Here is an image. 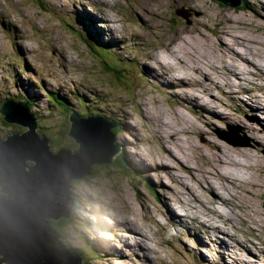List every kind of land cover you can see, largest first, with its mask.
<instances>
[{"label":"rangeland","instance_id":"rangeland-1","mask_svg":"<svg viewBox=\"0 0 264 264\" xmlns=\"http://www.w3.org/2000/svg\"><path fill=\"white\" fill-rule=\"evenodd\" d=\"M194 1V5L186 6L176 0H136V5L143 20L150 19L155 25H159L155 27V32L161 27L163 32H160V36L169 45L179 47V54L182 56L184 52L192 50L186 29L192 30L193 26H197L205 34L199 43L193 45L195 51L201 52L204 49L207 51L204 57L213 62L215 53L228 52V49L221 48L216 43L215 36L210 32L215 27L214 22L219 21L223 25L224 14L241 19L244 22L241 30L264 43V17H257L251 9V3L259 8L258 0H243L244 5L234 8L217 0ZM62 4H66V7L63 8ZM129 4H132L131 0H112L111 3L108 0H0V103L6 98L18 100L16 96L31 102L28 112H32L37 118L34 132L39 137L42 135L47 138L49 148L54 153L61 147L73 150L77 146L67 134L70 111L77 112L81 117H106L118 123L110 131L115 144L120 145L119 153L114 159L111 157V162L95 164L93 172L91 167L89 174L72 182L70 191L75 201L70 217L48 219L50 227L65 249L70 248L79 254L83 264H230L235 252L230 247L220 248L219 240L226 241L229 245L235 243V240L245 244L255 257L249 256L246 250L241 251L240 256H248L251 264H264V251L260 250L261 243H264V228L257 227L251 219L242 220L237 212L244 218L245 215L236 207L225 210L231 222H216L225 231L223 234L205 229L199 224L203 221V225L207 226L211 214L206 212V215L201 214L198 220H194L192 216L198 212L195 209L188 211L196 202L184 189L187 184L197 187L190 173L180 166L205 167L202 158L193 150L189 151V143H205L209 139L204 132L195 130L192 123L174 118L176 110L180 108H171V105L180 100L175 94L183 91L197 93L198 87L193 85L188 89L181 87V84L167 85L151 78L154 71L148 70L144 64H147L152 53L157 50L158 38L152 34L145 40V47L131 39L130 33L140 32L141 29L140 23L129 13L130 9H126ZM178 10L179 13L185 12L187 16L176 13ZM100 17L110 20H102ZM103 21L111 23L106 25ZM250 22L254 25H250ZM108 27L127 39L112 44L109 41L112 30H105ZM173 27L177 28L171 31ZM96 42L101 43L103 48ZM28 44L32 46H26ZM52 44L60 48V54ZM257 48H261L263 52L262 60L258 67L252 64L247 67L248 83H241L240 86L244 84L251 89V93L261 95L264 94V67H261V62H264V47L255 44L253 49ZM246 56L257 61V57ZM207 73L210 77L223 76L220 68L213 69L210 66ZM240 86L233 90H241ZM49 92L55 96L59 105L47 100ZM240 92L232 93L229 88L220 89L211 85L206 94H200L199 107L194 103L190 104L193 114L184 112L195 124L212 132L221 141L242 142L246 143L243 146H253L252 137L245 130L242 118L248 121L257 119L263 126L264 123L256 114L247 111L252 109L250 101H247L248 91ZM212 97L221 104L206 113L202 108L206 103L213 106L210 101ZM259 100L263 101L264 98ZM241 101L248 104L242 107ZM141 102L145 104L148 110L146 115L151 120L173 117L177 122L174 123L176 128L194 130L188 138L185 134H180L185 141L186 152L192 159L177 164L175 179L162 171L149 174L144 166L138 164L137 152L152 157H157L162 152L151 126L149 129L152 135L148 132V122L140 108ZM108 109L111 114L107 112ZM153 112L157 114L154 115ZM214 112L226 115L232 113L236 117L223 120L212 114ZM128 113L138 128L140 135L137 137L129 127L121 123V118ZM28 130V126L7 123L0 116L1 139H6L7 135L13 133L20 135ZM123 139L137 143L134 147L123 146ZM260 142L262 148L257 154L263 155L264 139ZM234 172L236 175L239 173L237 168ZM158 182H162L163 186L158 185ZM86 187L93 198L79 206ZM175 192L187 204L181 206L176 201L173 194ZM120 197L127 202L125 211L127 206L139 203L144 213V233L148 238L144 242H140V239L137 242L150 249L147 254L150 262L141 251L134 252L138 245L128 249V244L134 240L127 231L115 230L118 220L124 222L125 213H118L109 207L121 208ZM163 198H167V202ZM170 205L175 209L173 213L180 219L174 220L172 213H166V210H170ZM164 212L165 215L162 214ZM126 213V217L133 214ZM150 213L165 225V230H161L160 224L150 218ZM236 227L240 230H236ZM134 228L141 231L136 226ZM173 232L176 234L173 235ZM231 233L234 235H230ZM203 241H207L209 245H204ZM98 242L101 243L97 244ZM149 244L154 247H149ZM119 247L126 253L125 257L117 255L109 258ZM235 250L238 251L237 248ZM221 252L224 253V259L221 258Z\"/></svg>","mask_w":264,"mask_h":264},{"label":"bare ground","instance_id":"bare-ground-1","mask_svg":"<svg viewBox=\"0 0 264 264\" xmlns=\"http://www.w3.org/2000/svg\"><path fill=\"white\" fill-rule=\"evenodd\" d=\"M131 1L132 4H129L126 9L127 11L130 9L131 12L129 13H131L135 20L140 23L141 29L140 32H131V39H135L142 47H145V40L148 39L152 34H155L158 38V46L156 48L164 49V52L161 55L163 58H165V63H158L155 69L149 67L148 64H144L147 66L148 70L154 71V74L151 75V78L157 83H163L167 85L181 84V87L188 89L193 87V85L198 87L197 93L193 92L189 94L186 93V91H183L181 94H175V96L180 100L179 102H175L171 105V108H180V110H176L174 118L184 122L192 123L195 130L198 132H204L209 139L205 143H189L191 147L189 151L193 150L194 153H197V155L204 161L206 165L205 167L184 168L183 166H180L183 170H186L190 173L191 179L197 187L193 188L192 185L187 184L184 189V191L191 195L192 199L196 202L195 205L188 208V211L195 209L198 212L193 215L192 218L194 220H198L201 214H211L210 222L207 226L203 225V221H200L199 224L205 227V229L208 228L216 231L219 234H223L225 231H223L216 222H231V218L225 214V210L227 208L236 207L238 211L243 212L245 215L244 218L237 212V215L240 216L242 220L251 219L257 227L264 228V154H257L260 148H262L260 146V141L261 139H264V126L261 125L260 121L257 119L254 121H248L242 118L245 130L252 137V142L254 145L243 146L246 143L227 141L228 143L232 144L229 145L228 143L218 139L212 132L204 130L197 123L195 124L189 115L184 112L187 111L193 114L190 104L194 103L199 107L200 94H206L207 90L210 89V86L214 85L218 86L220 89L222 87L229 88L231 89L232 93H237L239 91L244 92L247 90L249 93L247 101H250V105L252 106V109L247 111L256 114V116L260 117L264 123V100H259L260 98H264V94H253L250 92L251 89L248 86H245L244 84L240 86L241 83H248V79L246 78V75L248 74L247 67L251 64L255 67H258V64L262 60L263 52L261 51V48L253 49V46L255 44H261L262 47H264V43L250 36L249 34H245L241 30V25L244 24L241 19L231 14H224L223 25H221L219 21L214 22L215 27L211 29L210 32L213 36H215L216 43H218L221 48L228 49V52L222 51L221 53H215L213 55L215 62H213L204 57V55L207 53V51L204 49H202L201 52L195 51L193 45L199 43L202 37H205V34L197 26H193L191 27L192 30L186 29V36L189 40L190 49L192 50L189 52H184V56H182L179 54V51L181 50L179 47L169 45L160 36V32H163V29L160 27L159 31L155 32V27H158L159 25H155L150 19H147V21L143 20L141 17V12L136 5V0ZM176 1L186 6H192L195 4L194 0ZM258 2L259 8L255 7L251 3V9L254 13H256L257 17L263 18L264 13L262 11H264V0H258ZM62 7L65 8L66 4H62ZM162 17L164 16L162 15ZM100 18H102V20H110L105 17ZM111 21L103 22L104 24L108 25L111 23ZM201 25L205 27L204 24ZM250 25L254 24L250 22ZM175 28L177 27H173L171 31L175 30ZM105 30H112V36L109 40L112 44H117L127 39L125 36L122 37L117 35L113 28L108 27ZM226 36H229L231 39L227 38ZM52 45L54 46L55 51L60 54V48L55 44ZM235 46L237 47L235 48ZM173 49H175V51H173ZM246 55H249L251 58L257 57V61L250 60ZM204 58H206V60ZM139 62L143 64L142 61ZM209 66L213 69L220 68L222 70L223 76L221 78L218 76L210 77L207 73ZM163 69H165V71ZM238 86L241 87V90H233ZM46 98L47 100L49 99L48 96ZM232 98L237 99L236 97ZM210 101H212L213 106L208 105L209 103H206L204 108H202L206 113H209L211 109L219 107L221 104L219 101L215 100V97H212ZM246 104L248 103L241 101L242 107H244ZM140 108L145 120L148 122L149 134L152 135L149 129V126H151L153 136L161 146L162 163L158 166L156 164V157H152L142 152H137L138 164L144 166L145 171L149 174L153 172L149 171V169L155 168L156 171L154 172L162 171L174 177L175 179L177 176L174 174V171L177 164L179 165L181 161L186 162L192 159V156L186 152L187 148L185 146V141L180 137V134L183 133L188 138L189 136L191 137V134L194 133V130L185 127H182L181 129L176 128L174 123L177 122L173 117H159L156 121H153L146 115L148 110L143 102L140 103ZM107 112L111 114L109 109ZM212 114L218 115L217 117L223 120L234 119L236 117L232 116V113L226 115L214 112ZM121 123L129 127L136 137L140 135L138 128L131 121L129 113L121 118ZM136 143V141L129 142L124 139L121 142L123 146L133 147ZM263 151L264 150H262V152ZM125 153L128 154V152ZM133 168L135 167L133 166ZM235 168H237L239 172L237 175L234 172ZM170 180H172V178H170ZM158 185L163 186V183L158 182ZM173 194L176 197V201L181 206L187 204L183 199L178 197L177 192ZM89 198H93V195H90L86 187V190L83 192V197L81 198L82 202L79 203V206L89 202ZM120 200L122 201L121 208H113L112 206L109 208L116 210L118 213L124 212L126 215V211L129 214L130 212L134 213L133 206H127V210L125 211L124 206L126 207L127 202L122 197H120ZM163 201L167 202V198H163ZM218 206L223 207L220 208ZM142 209H145V201L142 203ZM173 210L175 211L174 207L170 205V210H166V213H172L174 220H176V218L180 219V217L177 216L175 212L173 213ZM125 214L123 217L124 222L122 220H118L115 230L127 231L129 236L134 240L132 243L128 244V249L131 250L133 246L138 245L134 252L141 251L143 256L149 261L147 254L150 249L144 248L142 244L137 242L139 239L140 242L146 241L148 236L144 233V231H137L134 227L138 226L134 222L130 221L128 217L125 216ZM162 214L165 215V212ZM150 218L157 224H160L161 230H165V225L160 223V221L156 218V215L150 213ZM81 219L84 220V218ZM121 221L123 224H121ZM129 229H131V231H129ZM230 235H234V233H231ZM100 243L101 242H98L97 244ZM203 244L209 245L207 241H203ZM261 244L262 247L260 250L264 251V243L262 242ZM218 245L222 249H228L229 246L230 248H233L235 254L230 259V264H251V259L248 256H240V252L243 250H246L249 256L255 257L245 244H242L237 240H235V243L232 245H228L226 241L219 240ZM235 248L238 249L237 252ZM121 249L122 248L120 247L116 249L114 251V255L110 256L109 258L120 255V253L121 256L125 257L126 254ZM221 255V258L224 259L223 252H221Z\"/></svg>","mask_w":264,"mask_h":264},{"label":"water","instance_id":"water-1","mask_svg":"<svg viewBox=\"0 0 264 264\" xmlns=\"http://www.w3.org/2000/svg\"><path fill=\"white\" fill-rule=\"evenodd\" d=\"M217 1L237 7L243 0ZM0 116L29 128L0 138V264H83L78 253L63 247L48 219L69 218L72 182L119 153L110 131L118 123L70 111L67 134L77 146L54 153L47 138L34 132L37 118L28 113L25 100L3 101Z\"/></svg>","mask_w":264,"mask_h":264},{"label":"clouds","instance_id":"clouds-1","mask_svg":"<svg viewBox=\"0 0 264 264\" xmlns=\"http://www.w3.org/2000/svg\"><path fill=\"white\" fill-rule=\"evenodd\" d=\"M65 2H66V0H65ZM108 2L109 3H111L112 2V0H108ZM26 46H28V47H31L32 45L31 44H28V45H26ZM173 51H175V49H173ZM164 52V49H157L156 51H154L153 53H152V57L150 58V60L147 62V64H148V66L149 67H152L153 69H155L156 68V66H157V64L159 63V64H163V63H165V58H163L162 57V53ZM261 67H264V62H261ZM55 97V96H54ZM5 100H8V99H5ZM4 100V101H5ZM14 100V99H13ZM18 100H22V99H18ZM23 100H25L27 103H28V111L30 110V108H29V103H31V102H29L26 98H24ZM3 101H1V103H2ZM1 103H0V105H1ZM29 113V112H28ZM29 114H31L32 116H34V114L31 112V113H29ZM153 114L154 115H156L157 113L156 112H153ZM35 117V116H34ZM3 120V119H2ZM4 121V120H3ZM167 122V121H166ZM8 123V122H7ZM15 124H17V123H15ZM227 137V136H226ZM235 142V141H234ZM59 149V148H58ZM57 149V150H58ZM57 150H55V151H57ZM264 153V152H263ZM150 159H151V157H150ZM162 163V153H161V155H158L157 157H156V164L159 166L160 164ZM149 171H156V169L155 168H152V169H149ZM218 207H220V208H222L223 206H218ZM133 209H134V213L133 214H131V215H129V217H128V219L130 220V221H132V222H134L138 227H139V229L143 232L144 231V226H145V222H144V213L141 211V209H140V205H139V203H133ZM236 230H240L239 229V227H236ZM129 231H131V229H129ZM173 235H175L176 233L175 232H173L172 233ZM151 238V237H150ZM170 238V237H169ZM229 245V244H228ZM232 245V244H231ZM149 247H154V245H152V244H149ZM230 247V246H229ZM122 251H123V249H122ZM124 252V251H123ZM125 253V252H124ZM126 254V253H125ZM120 255H121V253H120Z\"/></svg>","mask_w":264,"mask_h":264},{"label":"trees","instance_id":"trees-1","mask_svg":"<svg viewBox=\"0 0 264 264\" xmlns=\"http://www.w3.org/2000/svg\"><path fill=\"white\" fill-rule=\"evenodd\" d=\"M96 44L99 45L100 48H103V46H102L101 43L96 42ZM55 95H57V94H55ZM15 96H16V95H15ZM15 96H14V97H15ZM47 96H48V98H49V100H50L51 102H53L55 105H56V104L59 105V103L55 100V97H54L50 92L47 94ZM16 98H18V99H22V100L24 99V97H17V96H16ZM6 99H8V98H6ZM114 122L117 123L116 120H114ZM115 129H116V127L112 130L113 133H114ZM67 130H68V129H67ZM52 144H54V143L52 142ZM123 155H124V154H123ZM119 160H120V159H119ZM120 161H121V160H120ZM95 166H96V165L92 166V172H93V169H94ZM122 166H123V163H122ZM91 174H92V173H91Z\"/></svg>","mask_w":264,"mask_h":264}]
</instances>
